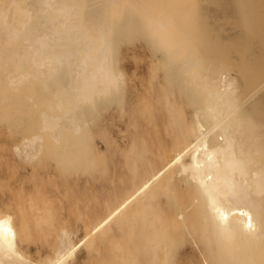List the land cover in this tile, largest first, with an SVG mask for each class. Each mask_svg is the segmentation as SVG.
Segmentation results:
<instances>
[{"label": "bare ground", "instance_id": "6f19581e", "mask_svg": "<svg viewBox=\"0 0 264 264\" xmlns=\"http://www.w3.org/2000/svg\"><path fill=\"white\" fill-rule=\"evenodd\" d=\"M109 1L0 0V101L6 103L8 98H3L9 97L10 88L16 93L17 86L27 84L28 89V82L36 95L44 88L60 111L59 115L45 111L40 115L43 131L56 149L65 137L77 142L82 139L93 125L89 113L95 116L100 104L101 108L104 105L107 110L102 109L108 112L111 127L122 142L114 135L106 142V153L113 149L123 156L124 173L116 172L122 176L119 191L112 189L104 217L92 226L86 224L78 243L77 233L63 229L52 253L43 257L40 251L37 261L30 260L75 264L81 244L86 243L91 255V249L119 240L117 248L124 264H264V0H133L138 18L133 31L138 32L132 35L142 34L149 42L161 72L167 74L162 78L184 96L185 102L182 96L179 101L186 109L173 122L170 118L158 121L166 130H162L164 135L157 134L160 125L154 121L156 131L152 124L148 128L150 133L156 132L157 139H151L152 143L149 137L142 144L143 153L134 149L132 156L129 153L136 138L145 131L138 126L140 119L138 124L128 120L133 110L129 99L137 90L128 89V96L127 83L131 82L129 72L119 66L125 60L119 63L118 24L112 15L115 8L108 9ZM84 3L89 4L88 9ZM210 15L219 25L224 24L216 27L207 22ZM127 28L124 36L131 35L132 29ZM123 38L124 43L129 41L128 36ZM52 85L58 92H53ZM50 108L47 111L54 110ZM85 109H89L87 117ZM43 140L40 135L20 140L13 147L16 158L22 163L36 162ZM7 212L12 215L8 205H0V218L9 216L0 220V264H29L20 248L24 242L21 229L14 232L10 228Z\"/></svg>", "mask_w": 264, "mask_h": 264}, {"label": "rangeland", "instance_id": "374dc122", "mask_svg": "<svg viewBox=\"0 0 264 264\" xmlns=\"http://www.w3.org/2000/svg\"><path fill=\"white\" fill-rule=\"evenodd\" d=\"M119 1H120V4H119L120 6L117 5L118 4L117 2ZM130 1L132 2L131 4L134 6L135 3L133 2V0H129V3ZM126 2H128V0L126 1L111 0L108 2V9L112 11L115 8V10L112 11L113 12L112 15L118 24L117 35L119 36H117V40L120 39L118 40L119 41L118 45H120V47L118 46V49H119L118 57L119 59H121L119 60V63L120 61L123 62V60H125V63L124 62H123L124 64L120 63L121 65L119 66L120 68L122 67V69L124 68L123 70H125L126 73L129 72L127 79H129L130 77V82H131L129 83L128 82L129 80H127L128 82L127 85L129 84L127 90L132 89V92H135L137 90L135 92L136 94L137 92L138 94L141 92L140 95H137V97H135L136 94L131 93V95H134V96H131L129 95L131 91L129 92L128 90V96L129 97L131 96V99H129V97L128 99L131 101V103L133 102L132 104L134 105V107L135 105L137 106L136 108H134L132 107V104H131V109L133 110L136 109V110L135 111L130 110L132 115L131 114L128 115L129 116L128 120L132 121L133 123L137 122L136 124H138L139 119H140L139 124L147 120L148 121L147 123L149 124V125L144 124V123H143L144 125L138 124L139 127L141 126L142 131H145V132L144 133L142 132L136 138L137 140V141L135 140L136 144L134 143L136 146L135 148L133 146L129 153V155L132 156V154H134V149L138 150L139 154L143 153L142 144L147 142L149 137H150L149 142H152L153 140L151 139H154L155 141L158 135L159 136L164 135L165 132L163 133V131H166V130L163 129V127L161 128L162 126L161 122L162 121L167 122L168 118H170L169 121L171 119L176 120L179 117V114L181 113V111L183 109H186V105H184L181 101H179L180 99L182 100V97H183V100L185 102L184 96H182L181 93L179 94V93L174 92L175 90L174 87L168 84L167 79L162 78L164 75H165L164 78H166L167 74L162 73L164 71L160 70L162 69L160 68L161 65L158 64L155 60L156 59L155 57L157 54L154 50H153L154 54L151 53L152 47L151 46L149 47L150 45L149 42H147V40L143 36H141L142 34L140 35L137 34L136 36L135 34L132 35V33L138 32V31H135V32L133 31L135 30L134 27L137 26V21H138V18L135 17L136 14L133 11L135 10L134 8L136 6L133 7L131 4L129 5V3H126ZM84 4L87 5L86 7L88 9L89 4L88 3H84ZM111 5L113 6L116 5L117 7L116 6L113 7ZM118 9H120V11ZM206 19H207L206 20L207 22L209 21L210 23H212V25H215L216 27L217 25L218 27H220L224 24L223 23L219 25L221 22L219 23L218 21H215L213 19V16L211 15L207 16ZM125 20H129V22L127 21L128 24L126 23L128 26L130 25L128 28L125 26L126 24H124ZM126 28H127V31L132 29L130 30L132 31L131 32L132 36L123 35V31L125 33ZM220 32H222V27H221ZM121 34L123 36H121ZM138 35L141 37L139 38ZM120 36L121 38L124 37L125 39L128 36L129 41L127 42L128 39L125 40L123 38L125 40V43H124V41L121 40ZM131 37L133 39H130ZM142 37L145 40H143ZM120 41H121V44H120ZM143 41L147 43H143ZM128 45L132 48L134 47L136 50L133 51L134 48L133 49L131 48L132 50L127 49L129 53L125 52L126 54L125 56L124 51L126 50V48H129ZM147 46L149 47V49ZM143 49L145 51H143ZM120 55L121 57L122 56L124 57L121 58ZM128 55L131 57V61ZM134 56H138V57H134ZM138 59L139 60L141 59V62L137 61ZM132 61H135V62L137 61V63L139 62L140 63L137 65V63L132 62ZM152 65L153 66L155 65L154 68L152 67ZM161 78L163 79L162 81H160ZM165 80L167 83L164 82ZM28 83H29V86H31L30 82ZM60 83L61 82H59L58 84L57 83H54V84L55 85L57 84L58 86L57 85L56 86L60 87L61 85ZM161 83L163 87L159 86L161 85ZM133 84L134 85L137 84L142 89L144 88L143 89L144 93H142L143 91H141L142 90L141 88L135 89V87H138V86L135 85L134 87ZM26 85L23 84L24 88L21 87L22 85L17 86V87L15 86L17 89L19 87L16 93H15V88H13L14 92L13 90H10L12 88L9 89L10 92L7 91L8 90L7 88L6 90L8 92L7 95L9 93L11 94V92H13L12 95L15 94L13 95V98H12V95L10 94L8 95L10 98L4 95L6 94L5 88H4L5 92L2 93L5 97L1 94L2 98L4 97L3 101L4 100L6 101V98L8 99L6 103L0 101V103L2 102L1 105L3 106V107L0 106V205L1 206L8 205L10 210L12 211V215L9 212L6 213L7 215L9 213L10 218H11L10 220L7 218V220L11 222L10 228L14 232H16L18 229H21L20 233L24 237V242L21 243L20 248H22V251L26 254V257L29 258V261H31L28 263L29 264H42V262H33V261H37V259H39L40 251L42 252L43 257H45L47 254L52 253L53 249L57 245L58 236H59L60 231L64 229V230H69V231L77 233L75 242L78 243L84 237L85 232L83 228H85V225L87 224L89 226H92L93 223H97V220L98 221L101 220L104 217V215L107 213V210L109 207L108 206L109 201L111 200V195H112L111 193H113L112 189L115 188V190L119 191L118 187L120 186V182H121L124 170H121L123 169V156L119 155L120 153L118 151L116 152L114 151L115 153L114 154L113 149L109 150V152L107 151V153H109L107 156L106 142L109 141V138L110 140L111 138H114V136H115V139L118 138L117 141L120 144L122 142L120 141L121 139L119 140V135L117 134L115 129L111 127L112 125H111V122L109 121L110 119L108 120V118L110 117L108 116V112L106 111L107 109L105 108L103 104H102L103 105L102 108L104 107L106 110L102 109L101 104H100V107L98 105L100 109L97 108L99 110L94 112V114L96 113L95 116H97L98 119L93 118L95 117L94 115H91L93 114V112L89 113V109H85L86 117L88 116V113H89V116L87 118L88 119L91 118L90 120L93 119L94 121H93V125L90 124L89 126L90 128H88L89 131L84 133V136L82 137V139H79V141L77 142V139L75 141L74 139H72L71 141L69 140L71 138L67 137V139L70 141V142L69 141L67 142L66 141L67 139L65 137L63 140V143L65 142L67 146L62 143L61 148L64 145L66 146L65 147L66 150L65 149L62 150L60 146H59V149L58 148L56 149V145L52 143L53 142L52 139L49 136L48 137L46 136L48 135L47 132L43 131V127L41 125L42 123L40 119L41 112L43 113L44 111L45 113L49 112V114L51 113L52 115H56V113H58V115L60 114L59 113L60 111L58 112L57 111L58 109L55 110V107L53 106L55 99L54 98L48 99L47 97L48 95H46L47 92L44 88L40 89V92H38L40 94L37 93L36 95L35 90L31 89L32 91H34L33 93L29 89L30 88L29 86L27 87L28 89L25 88ZM52 86L54 89V90L52 89L53 92H55V89H56V92H58L57 88H54L56 86L54 85ZM138 89L140 92L138 91ZM167 89H169V91L172 90L171 93ZM25 90H30L33 94H35V97H37V100L35 99L33 94H32L33 97L31 96L30 91H25ZM52 90H50V92H52ZM175 93L177 95H173ZM23 94H25V96ZM171 95L176 96L174 97L175 99L174 104H173L174 99ZM45 96H46V99H48L49 101L52 100L50 101L51 103H49L48 100L45 99L47 103H45L44 105L45 100L43 98H45ZM138 96L139 97L143 96V97L139 98ZM180 96L182 97L180 98ZM29 97L31 98V100H29L30 99ZM38 97L40 98L42 97L41 100ZM133 97L136 99H134ZM137 98H139V101H137L138 100ZM166 98H168L169 101ZM15 99H17L19 102L16 101ZM133 99L135 101H132ZM33 100L35 101V105H31V104H34V102H32ZM38 102L41 104L43 102V105L39 104ZM181 103L183 104V107H180V105L182 106ZM3 104H6V105H3ZM26 105H28V107H25ZM30 105L31 107H29ZM48 105H50L51 108L53 107L54 110L51 109L50 107L46 108ZM163 106L165 107V110ZM49 108L51 110L47 111L49 110ZM166 111L168 113H165ZM186 111H189V109H187ZM172 112L175 115H173ZM99 116H101L102 118H100ZM134 116H136L137 118ZM160 116L162 118H160ZM165 116L166 118H164ZM131 117L133 118L132 120H131ZM134 118H136V120ZM158 118L159 120H157ZM142 119H146V120L142 121ZM163 119H165V121ZM160 120H161L160 122L161 124L158 123V121ZM172 120L170 122H173ZM106 121L107 122L109 121L110 124H108L109 122L107 123ZM151 121H153V123ZM154 121L158 123L157 126L160 125V128L159 126L156 127V124H154L155 123ZM21 124H22V127H21ZM151 124L152 126L153 125L154 126L151 127ZM144 126L146 128H144ZM149 126L151 128L156 127L158 135L155 132L156 128H154L155 131H152L154 130L152 129L151 130L152 133H150L151 128ZM107 127H110V128L108 129ZM158 128L161 130H159ZM131 129H132V132H134V128H131ZM146 129H147V132L149 131L148 133L146 132ZM107 130L109 131L111 130V132ZM153 132L155 133L154 136H156V138L152 136ZM144 134H145V137L150 134V136L146 137L145 139L146 141L145 140L143 141L141 138V137H143V139L145 138ZM36 135H40L44 139L43 141L46 140L45 142H43L44 144L43 151L40 153L37 161L34 163L20 162L14 154V151H13L15 148L14 146H17L18 144H20L19 143L20 140L23 141L25 140V138L29 139L30 137L36 136ZM116 135L118 137H116ZM47 138L51 139V141H49V139L47 140ZM137 143H139V145ZM53 144L55 146H53ZM89 150H90V153H88ZM110 153H111V157H110ZM93 155H95V157ZM147 155H149V153ZM108 157L111 159H109ZM115 157L117 160L119 159L118 162L115 159ZM107 158L109 159V161L112 160L110 161V163H113V164H110ZM114 159L119 164L113 161ZM57 162H58V165H57ZM108 163L110 165H108ZM115 163L117 165H115ZM109 166L112 168L114 167L113 171H112V168L111 169L109 168ZM115 166L118 168H115ZM108 168L113 174L108 170ZM116 172H119V173L122 172L121 174L122 176H119L120 174L118 175V173ZM118 176L121 178L118 180L116 179V182H118L119 180L120 182L116 183L114 182V178H118ZM114 184L116 187L114 186ZM4 215L5 214H2L1 216L3 217ZM83 215L85 216V218ZM2 217L0 218V220L5 219L4 217L3 218ZM6 217H9V216H6ZM42 219L45 221H42ZM20 222L24 224V227L19 226ZM118 242L119 240H114V241L112 240L104 245L101 244L97 250L94 248L91 249L92 250L91 255L90 254L88 255L87 247L85 246L86 243L81 244V246L78 248L75 254V258H76L75 264H124V262H121L120 257H119V249L117 248ZM31 258L33 261L30 260ZM132 263L136 264V262H132ZM125 264L127 263L125 262Z\"/></svg>", "mask_w": 264, "mask_h": 264}]
</instances>
